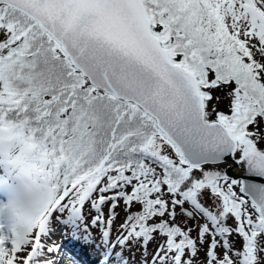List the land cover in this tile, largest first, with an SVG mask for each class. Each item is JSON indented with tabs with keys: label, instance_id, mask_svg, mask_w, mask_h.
I'll list each match as a JSON object with an SVG mask.
<instances>
[{
	"label": "snow or ice",
	"instance_id": "snow-or-ice-1",
	"mask_svg": "<svg viewBox=\"0 0 264 264\" xmlns=\"http://www.w3.org/2000/svg\"><path fill=\"white\" fill-rule=\"evenodd\" d=\"M57 231L264 264V0H0V264H79Z\"/></svg>",
	"mask_w": 264,
	"mask_h": 264
},
{
	"label": "rangeland",
	"instance_id": "rangeland-1",
	"mask_svg": "<svg viewBox=\"0 0 264 264\" xmlns=\"http://www.w3.org/2000/svg\"><path fill=\"white\" fill-rule=\"evenodd\" d=\"M216 94L221 95V96L223 95V93H216ZM226 104H227V101H224L219 105V107H221L223 109L226 107ZM226 166H227V163H223L219 167H220V169H223ZM117 211H120V210L117 209ZM122 215L123 214L121 213V217H122ZM119 223H120V221L117 220L116 221L117 226ZM57 228H59V226H57ZM114 235H115V233H114ZM51 243H54V244L60 246V251H64V253L61 254V256H57L56 259H60V257H63V256H70V257H74L75 259H77L79 264H82V257L80 256V254L83 256H84V254H83V251L78 252L77 250H79L81 248L82 250H85L88 253L94 252L92 249L87 248V247H83L80 243L72 240L70 235H64L62 233V231H57V233L52 236ZM126 255H128L131 258V256L133 254H126ZM135 255L138 256V253H136ZM98 259H99V257H98Z\"/></svg>",
	"mask_w": 264,
	"mask_h": 264
},
{
	"label": "water",
	"instance_id": "water-1",
	"mask_svg": "<svg viewBox=\"0 0 264 264\" xmlns=\"http://www.w3.org/2000/svg\"><path fill=\"white\" fill-rule=\"evenodd\" d=\"M226 162H229V164L221 170L227 171L230 176H243L242 170L236 168L231 159H227Z\"/></svg>",
	"mask_w": 264,
	"mask_h": 264
},
{
	"label": "bare ground",
	"instance_id": "bare-ground-1",
	"mask_svg": "<svg viewBox=\"0 0 264 264\" xmlns=\"http://www.w3.org/2000/svg\"><path fill=\"white\" fill-rule=\"evenodd\" d=\"M225 163H229V162H225ZM79 251H83V254L84 256H86L87 260H88V263L90 264H97L98 262V255L94 252H90L88 253L87 251L85 250H82L81 248L79 249ZM64 251H59V255L58 256H61V254H63Z\"/></svg>",
	"mask_w": 264,
	"mask_h": 264
}]
</instances>
